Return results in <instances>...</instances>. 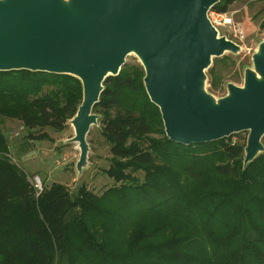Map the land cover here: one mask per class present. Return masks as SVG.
Wrapping results in <instances>:
<instances>
[{
	"label": "trees",
	"instance_id": "trees-1",
	"mask_svg": "<svg viewBox=\"0 0 264 264\" xmlns=\"http://www.w3.org/2000/svg\"><path fill=\"white\" fill-rule=\"evenodd\" d=\"M234 2L212 10L228 13ZM229 66L228 57L213 59V89ZM143 78L139 65H123L92 108L111 186L97 195L53 183L36 196L9 159L3 125L18 122L30 140L37 129L62 131L81 103V84L0 72V264H264V151L243 166L245 142L232 136L170 142Z\"/></svg>",
	"mask_w": 264,
	"mask_h": 264
},
{
	"label": "water",
	"instance_id": "water-1",
	"mask_svg": "<svg viewBox=\"0 0 264 264\" xmlns=\"http://www.w3.org/2000/svg\"><path fill=\"white\" fill-rule=\"evenodd\" d=\"M218 1L71 0L67 7L61 0H3L0 72L67 75L80 82L81 103L69 121L80 171L103 83L135 54L167 139L188 146L247 132L246 166L264 151V43L253 57L256 74L246 72L243 88L228 85V96L213 103L202 90L204 72L212 59L239 49L207 20Z\"/></svg>",
	"mask_w": 264,
	"mask_h": 264
},
{
	"label": "rangeland",
	"instance_id": "rangeland-1",
	"mask_svg": "<svg viewBox=\"0 0 264 264\" xmlns=\"http://www.w3.org/2000/svg\"><path fill=\"white\" fill-rule=\"evenodd\" d=\"M61 1L65 6H70L71 0ZM227 14L233 24L220 30V35L239 49L236 53L226 52L218 57V59L230 58L233 66L224 68L223 81L217 89L211 87L208 76L213 59L210 67L204 72L203 93L215 104L228 96V85L243 88L245 73L251 71L256 74L253 57L259 53L260 46L264 43V29L259 27L264 21V0H235ZM125 64H136L142 68L135 54L128 55ZM69 121L59 132L48 128L35 130L34 140L28 139L27 131L21 129L18 122L6 121L3 131L9 146V159L24 172L30 185L38 179L41 188L55 183L65 186L69 192L74 193L80 186H84L98 195L112 184L103 173L109 165L110 157L99 133L98 120L96 125L90 127L85 138L88 147L87 161L80 171L77 170L79 149L76 143L71 142L74 132ZM15 133L17 136L12 137L11 134ZM39 135H45L46 138L37 139ZM247 137V132L232 135L234 140H240L245 144Z\"/></svg>",
	"mask_w": 264,
	"mask_h": 264
},
{
	"label": "built area",
	"instance_id": "built-area-1",
	"mask_svg": "<svg viewBox=\"0 0 264 264\" xmlns=\"http://www.w3.org/2000/svg\"><path fill=\"white\" fill-rule=\"evenodd\" d=\"M207 20L211 27L215 29L217 32V36L221 37L220 30L231 27L232 26V19L227 13L221 14L213 11L210 9L206 14ZM238 33L241 35L240 29H238ZM21 128V127H20ZM22 129V128H21ZM12 137L17 136V133L11 134ZM31 185L35 191V195L38 196V194L42 191V188L40 187L39 180L37 179L35 182H31Z\"/></svg>",
	"mask_w": 264,
	"mask_h": 264
}]
</instances>
